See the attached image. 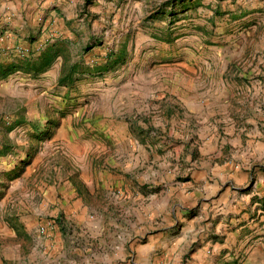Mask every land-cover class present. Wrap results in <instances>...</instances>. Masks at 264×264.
<instances>
[{"label":"rangeland","instance_id":"374dc122","mask_svg":"<svg viewBox=\"0 0 264 264\" xmlns=\"http://www.w3.org/2000/svg\"><path fill=\"white\" fill-rule=\"evenodd\" d=\"M80 8L82 17L44 38L31 35V48L0 52V91L20 74L42 83L38 94L0 96V218L12 232L18 217L30 228L0 239V264H31L33 255L47 264L49 243L77 233L61 194L43 206L46 190L85 195L83 215L109 239L115 224L125 229L150 201L173 198L211 161L254 171L240 195L264 173L263 11L255 24L242 20L252 11L240 13L239 0H85ZM91 185L96 194L85 191ZM28 204L42 212L29 217ZM253 206L254 215L264 211V197Z\"/></svg>","mask_w":264,"mask_h":264},{"label":"crops","instance_id":"0c3cea01","mask_svg":"<svg viewBox=\"0 0 264 264\" xmlns=\"http://www.w3.org/2000/svg\"><path fill=\"white\" fill-rule=\"evenodd\" d=\"M84 3L85 0H0V52L9 54L18 47L31 48V35L41 33L44 38L51 27L82 17L80 5ZM239 4L240 13L246 14L245 9L252 11L242 20L257 18L255 24H260L258 12H264V0H239ZM15 78L9 80L0 96L9 100L19 98L42 84L36 85L35 79L23 78L22 74ZM34 93L38 94V90ZM257 146L264 151V139L257 141ZM120 166H114L116 174ZM254 175L250 167L234 168L228 163L211 161L207 168L196 171L188 188L177 191L173 198L161 204L150 201L134 214L125 229L115 224L116 232L109 239L102 238L101 224L92 226L83 215L89 209L85 195L75 198L69 193L62 196L64 193L56 188L53 193L46 190L43 206L48 207L53 197L61 194L64 199L57 200L69 214L67 219L70 226L77 228V233L67 238L63 230L60 239L46 241L47 251H51L45 260L47 264L52 261L59 264H264V211L258 210L257 215L253 212L257 208L253 201L264 197V173L257 172L251 192L239 194L249 181L253 182ZM84 180L81 177L82 183ZM95 190L91 185L85 191L96 194ZM5 204L6 201L0 204L1 214ZM28 205L29 217L42 212ZM24 220L27 219L18 217L19 230L12 232L10 225L0 218V239L28 235L29 221ZM65 239L71 245L68 249L63 244ZM56 248L59 251L54 255ZM31 264H40L34 255Z\"/></svg>","mask_w":264,"mask_h":264},{"label":"built area","instance_id":"2783aa9c","mask_svg":"<svg viewBox=\"0 0 264 264\" xmlns=\"http://www.w3.org/2000/svg\"><path fill=\"white\" fill-rule=\"evenodd\" d=\"M39 233L43 236H48L47 230L45 227H41Z\"/></svg>","mask_w":264,"mask_h":264}]
</instances>
